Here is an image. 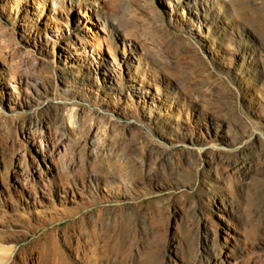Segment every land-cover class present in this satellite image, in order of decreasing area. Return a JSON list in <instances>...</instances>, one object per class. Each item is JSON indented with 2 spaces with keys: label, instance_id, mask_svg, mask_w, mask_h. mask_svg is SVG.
Wrapping results in <instances>:
<instances>
[{
  "label": "rangeland",
  "instance_id": "rangeland-1",
  "mask_svg": "<svg viewBox=\"0 0 264 264\" xmlns=\"http://www.w3.org/2000/svg\"><path fill=\"white\" fill-rule=\"evenodd\" d=\"M39 239L74 261L264 264V0H0L6 264H39Z\"/></svg>",
  "mask_w": 264,
  "mask_h": 264
},
{
  "label": "bare ground",
  "instance_id": "bare-ground-1",
  "mask_svg": "<svg viewBox=\"0 0 264 264\" xmlns=\"http://www.w3.org/2000/svg\"><path fill=\"white\" fill-rule=\"evenodd\" d=\"M93 51L97 50L100 51L101 46L99 45H90ZM72 49H75L78 55H84L87 56L86 49L84 51L78 50L74 45L72 46ZM125 57L127 56L126 49L124 51ZM148 93V92H147ZM68 119L71 121L72 124L76 125V121L73 118L72 115L68 116ZM122 169V170H121ZM125 168L124 166H121L120 169L115 170L113 173V176L115 179L121 180V178L125 177V174H122L124 172ZM121 171V172H120ZM99 181L97 182V186H99ZM92 200L95 198L92 197ZM46 239H39L38 242H40L41 245V251L39 256V264H101V261L99 259L93 258L89 253L86 254L83 258H81L79 261H74L70 256L59 252L57 254L53 253L54 248L51 246L50 241ZM0 252L3 253L2 258L0 259V264H6L8 263L12 258L13 254L15 252L12 248H2L0 249ZM35 258V254L29 253L28 250L22 249L21 251L17 252L16 256L14 257L13 261L9 264H18L19 262L24 263L27 260H32Z\"/></svg>",
  "mask_w": 264,
  "mask_h": 264
}]
</instances>
